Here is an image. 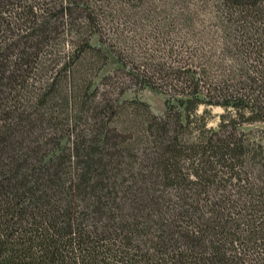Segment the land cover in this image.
Returning <instances> with one entry per match:
<instances>
[{
  "label": "trees",
  "instance_id": "16d2710c",
  "mask_svg": "<svg viewBox=\"0 0 264 264\" xmlns=\"http://www.w3.org/2000/svg\"><path fill=\"white\" fill-rule=\"evenodd\" d=\"M260 121L264 0H0V264H264Z\"/></svg>",
  "mask_w": 264,
  "mask_h": 264
},
{
  "label": "rangeland",
  "instance_id": "374dc122",
  "mask_svg": "<svg viewBox=\"0 0 264 264\" xmlns=\"http://www.w3.org/2000/svg\"><path fill=\"white\" fill-rule=\"evenodd\" d=\"M205 10V9H204ZM201 17V14H200ZM202 18V17H201ZM205 18V16H203ZM212 21H209L208 24H212ZM94 44H99L98 37L95 36L92 40ZM119 67V63L117 61V58L114 54H110L109 61L107 65H105L102 70L99 72L98 76L96 77L94 81V87L98 85L101 81V79L110 74L113 73L117 68ZM93 87V88H94ZM133 98H139L143 101H146L147 103L150 104L151 109L154 113L158 115H164L166 111V106H165V96L163 94L157 93L149 88L142 89V90H127L121 97V100L125 99H133ZM202 109H200L199 112H201ZM222 108L216 107L212 109L210 119H209V126H216V123L218 121L217 116L218 113L222 112ZM215 117V118H214ZM242 129L244 131H251V130H264V121L252 123V124H244L242 126Z\"/></svg>",
  "mask_w": 264,
  "mask_h": 264
}]
</instances>
